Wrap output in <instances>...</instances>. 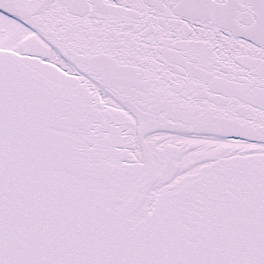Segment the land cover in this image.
<instances>
[{"label":"snow or ice","instance_id":"1","mask_svg":"<svg viewBox=\"0 0 264 264\" xmlns=\"http://www.w3.org/2000/svg\"><path fill=\"white\" fill-rule=\"evenodd\" d=\"M0 264H264V0H0Z\"/></svg>","mask_w":264,"mask_h":264}]
</instances>
